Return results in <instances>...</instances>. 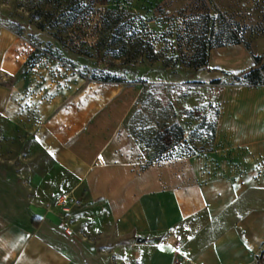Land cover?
<instances>
[{
  "label": "crops",
  "instance_id": "crops-1",
  "mask_svg": "<svg viewBox=\"0 0 264 264\" xmlns=\"http://www.w3.org/2000/svg\"><path fill=\"white\" fill-rule=\"evenodd\" d=\"M34 50L0 22V264H258L264 84L235 83L225 72L251 67V50L214 47L208 65L222 71L193 74L221 90L212 146L159 160L127 126L141 84L87 82L46 57L30 64ZM10 146L17 152L6 158ZM29 150L42 153L34 166L49 173L26 169ZM75 191L79 208L62 219L57 198ZM93 210L108 221L89 222ZM89 224L107 229L104 248L87 243Z\"/></svg>",
  "mask_w": 264,
  "mask_h": 264
},
{
  "label": "rangeland",
  "instance_id": "rangeland-1",
  "mask_svg": "<svg viewBox=\"0 0 264 264\" xmlns=\"http://www.w3.org/2000/svg\"><path fill=\"white\" fill-rule=\"evenodd\" d=\"M67 1L0 0V22L21 32L35 49L29 63L46 57L79 72L87 82L109 75L119 77L121 82L141 84L143 91L127 122L150 158L209 149L214 141L221 90L218 85L200 84L193 74L210 53L208 47L229 43L232 32L238 33L240 44L249 46L253 54L264 51V0H118L126 9L122 15H105L112 0H85L95 9L87 16L63 13ZM106 16L119 21L115 27H124L118 36L127 42L125 51H119L122 42L113 38L115 27L109 28ZM108 38L117 43L99 48V42ZM58 39L70 47L87 49L91 56H70ZM228 45L234 44L224 46ZM129 57L130 63L126 64ZM92 75L99 78L93 79ZM229 78L235 83L245 82L233 74ZM11 147L6 158L17 152ZM23 156L29 159L26 169L49 173V166H34V158H41L42 153L29 150L23 151ZM83 187L81 184V193ZM81 193H65L57 198L63 201L62 219L69 212L74 215ZM84 217L89 222L93 217L98 222L108 221L106 213L95 210ZM73 218L77 227V217ZM85 227L87 243L104 248L107 229H95L90 224ZM77 232L75 229L71 233ZM110 256H99V262L104 263ZM258 256V264H264V244Z\"/></svg>",
  "mask_w": 264,
  "mask_h": 264
},
{
  "label": "trees",
  "instance_id": "trees-1",
  "mask_svg": "<svg viewBox=\"0 0 264 264\" xmlns=\"http://www.w3.org/2000/svg\"><path fill=\"white\" fill-rule=\"evenodd\" d=\"M125 10H126L125 6L122 3H120V1L112 0L111 1V5L108 6L104 10L105 11L104 13H105V15H111V13L116 12L117 15H122V14L125 13ZM65 12H68L69 14L76 15V16H80V15H86L87 16V15H90L93 12H95V9L89 3H87L85 0H68L67 1V5H66L65 10H64L63 13H65ZM133 18L135 20L134 15H133ZM104 21H106V22L108 21L109 23H111L109 28L115 27L114 23L115 24H117V23L119 24V21L117 22L115 20L113 22L107 16L105 17ZM135 27H136V29L135 28L134 29L138 30L139 27H137L136 25H135ZM123 28L124 27L122 25H119V26L115 27L114 33L116 34V36H113V38H115V39L118 38L117 40H119V42H122L120 44L119 51H125L126 45H127V42L124 41L123 37L121 38L120 36H118L119 35L118 33H122L123 32ZM16 32L18 34H21V32H19V31H16ZM113 38H111L110 40L108 38V39H105V40H102L101 42H99V44H100L99 48L102 49V48H105V47H107L109 45L114 46V44L117 43V41H115V39H113ZM59 42H60L62 50H64L70 56L73 55V54H75L77 56H80V57L84 56L86 58L91 56V53L87 49H82V48L77 49L75 47H70V46L66 45L61 40H59ZM239 43H242V41L239 39L238 33L234 34L232 32V35L230 37L229 43H219L216 46L218 47V46H224L226 44H239ZM214 47H215L214 45H210L208 47V51L210 52V50L212 48H214ZM246 47L248 49H250L249 46H246ZM208 57H209V53H208L205 61H203L201 63V65H199L197 68L198 69L199 68H207V69H210V70L222 71V69H220V68H212V67H210L208 65ZM253 58H254V64L251 67H249L247 69H244V70H241L239 72H231V73L233 75H235V76L243 78L245 82H247V83H249L251 85L264 84V54H262V55L253 54ZM69 60H71V59H69ZM130 60L131 59L129 57L125 61V63L129 64ZM165 68L166 69H170V67L168 65H166ZM91 78L98 79L99 77H97L95 75H92ZM99 80H101V81H121L119 79V77H110L109 75L105 76V77H102ZM214 82H218V81H214ZM127 126H128V122H127ZM177 156H180V155H177ZM167 157H172V156H165V157H161V158H150V157L149 158H150V160H154V159L159 160V159H164V158H167ZM101 202H103V201H98L97 203H101ZM39 219L40 218L35 217V218H33L32 222L34 223V222H36Z\"/></svg>",
  "mask_w": 264,
  "mask_h": 264
},
{
  "label": "water",
  "instance_id": "water-1",
  "mask_svg": "<svg viewBox=\"0 0 264 264\" xmlns=\"http://www.w3.org/2000/svg\"><path fill=\"white\" fill-rule=\"evenodd\" d=\"M225 72H226V73H231L232 71H230V70H225ZM139 240L141 241L142 238H139Z\"/></svg>",
  "mask_w": 264,
  "mask_h": 264
},
{
  "label": "built area",
  "instance_id": "built-area-1",
  "mask_svg": "<svg viewBox=\"0 0 264 264\" xmlns=\"http://www.w3.org/2000/svg\"><path fill=\"white\" fill-rule=\"evenodd\" d=\"M98 157H101V155H98ZM64 210L68 211L69 208L68 207H65Z\"/></svg>",
  "mask_w": 264,
  "mask_h": 264
}]
</instances>
